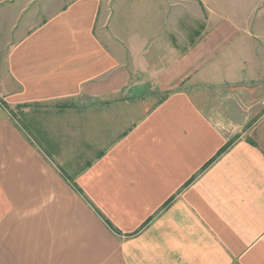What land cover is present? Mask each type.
I'll list each match as a JSON object with an SVG mask.
<instances>
[{
	"label": "crops",
	"instance_id": "obj_1",
	"mask_svg": "<svg viewBox=\"0 0 264 264\" xmlns=\"http://www.w3.org/2000/svg\"><path fill=\"white\" fill-rule=\"evenodd\" d=\"M0 264H264V0H0Z\"/></svg>",
	"mask_w": 264,
	"mask_h": 264
}]
</instances>
